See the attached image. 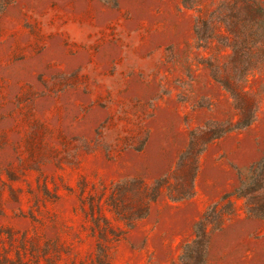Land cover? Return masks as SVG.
<instances>
[{
  "label": "rangeland",
  "instance_id": "1",
  "mask_svg": "<svg viewBox=\"0 0 264 264\" xmlns=\"http://www.w3.org/2000/svg\"><path fill=\"white\" fill-rule=\"evenodd\" d=\"M263 160L264 0H0V264H264Z\"/></svg>",
  "mask_w": 264,
  "mask_h": 264
},
{
  "label": "trees",
  "instance_id": "2",
  "mask_svg": "<svg viewBox=\"0 0 264 264\" xmlns=\"http://www.w3.org/2000/svg\"><path fill=\"white\" fill-rule=\"evenodd\" d=\"M238 75L237 77L239 78V81L235 82V83H230V82H220L222 87L225 89V91L227 93L230 94L231 98L234 100V102L239 105L241 103H246V100H248L249 96L247 93L242 91V84L245 83V81L247 80L248 75L251 73L250 70H240L237 71ZM217 79V78H216ZM219 81V80H218ZM256 114V110L251 113V116H249L247 118V120L244 121H240L236 124V126L234 127L235 130H242L245 129L247 127H249L253 121H254V117ZM214 131L213 133V137L209 138L210 140L213 139H218L220 137H222L223 135H225L228 131L230 130H223L220 131V128H216V130H208V133ZM207 133V132H206ZM207 141V142H209ZM196 143H191L189 148L182 154V156L180 157V160L178 162L177 165V169L180 171H183L186 166L188 165V161H192V166L190 168L191 173L189 174L190 180H191V187L188 190H180L178 193V197L181 198H187L190 197L194 194V180L196 178L197 172H198V160H199V156L201 155L203 150H197L196 151ZM253 173H258L257 175V185H258V190H254L253 194H251L250 196L246 195V194H238V198L239 199H245L246 200V206L248 208H250L248 210V213L254 217L257 218H261L264 219V207H259V208H253L255 207V196L257 197H262L264 199V160L262 162H260L258 164V166L253 170ZM163 181H165V179L160 180L156 183V185L153 188V197L151 198L153 201L157 198V196L161 193V189L163 188ZM170 195L173 196V194ZM202 230L204 229L205 226H202Z\"/></svg>",
  "mask_w": 264,
  "mask_h": 264
}]
</instances>
